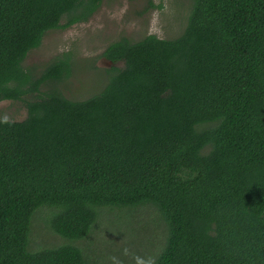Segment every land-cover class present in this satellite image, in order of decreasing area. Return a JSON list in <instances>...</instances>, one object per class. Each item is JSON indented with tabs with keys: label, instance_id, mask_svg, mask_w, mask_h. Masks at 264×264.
I'll use <instances>...</instances> for the list:
<instances>
[{
	"label": "trees",
	"instance_id": "16d2710c",
	"mask_svg": "<svg viewBox=\"0 0 264 264\" xmlns=\"http://www.w3.org/2000/svg\"><path fill=\"white\" fill-rule=\"evenodd\" d=\"M101 1L0 0V100L34 93L0 118V264H87L71 243L29 249L40 208L77 239L101 210L145 207L165 231L149 264H264V0H191L177 36L108 43L123 65L97 92L40 91L70 60L33 79L28 51Z\"/></svg>",
	"mask_w": 264,
	"mask_h": 264
},
{
	"label": "rangeland",
	"instance_id": "374dc122",
	"mask_svg": "<svg viewBox=\"0 0 264 264\" xmlns=\"http://www.w3.org/2000/svg\"><path fill=\"white\" fill-rule=\"evenodd\" d=\"M190 3L191 0H102L86 20L48 30L39 46L28 51L22 65L35 79L52 59L67 55L68 77L45 81L39 89L57 88L67 98L83 99L106 83L112 65H123L122 61L111 62L102 55L108 43L120 37L134 41L148 33L173 38L183 29ZM32 98L34 93L29 91L21 100H0V118L23 119L27 115L25 101ZM97 217L87 236L72 239L54 233L48 224V208H40L31 218L28 247L36 250L71 243L82 250L87 264H149L164 241L163 222L151 207L134 213L104 209Z\"/></svg>",
	"mask_w": 264,
	"mask_h": 264
}]
</instances>
